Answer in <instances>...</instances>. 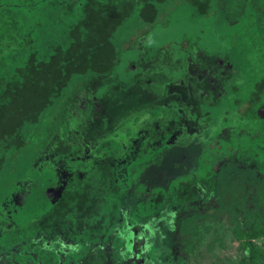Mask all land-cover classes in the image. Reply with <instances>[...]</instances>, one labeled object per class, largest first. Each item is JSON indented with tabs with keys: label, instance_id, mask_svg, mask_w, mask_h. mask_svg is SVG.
Returning <instances> with one entry per match:
<instances>
[{
	"label": "flooded vegetation",
	"instance_id": "af4514ba",
	"mask_svg": "<svg viewBox=\"0 0 264 264\" xmlns=\"http://www.w3.org/2000/svg\"><path fill=\"white\" fill-rule=\"evenodd\" d=\"M222 1L228 4V0H214ZM92 2L0 0V89L15 74H6L12 63L17 64L30 49L54 41L53 45L59 44L81 24ZM223 5L215 13L235 14L231 24L241 22L239 26L248 32L243 41L225 35L221 47L208 51L198 46L195 51L188 39L178 54L169 51L180 63L164 67L168 97L149 106L141 117L116 114V128L97 144L93 158L83 149L76 159L71 155L79 132L72 124L78 122L83 129L85 123L95 128L105 122L91 114L95 100L106 101V86L88 82L82 88L85 94L74 95L77 102L86 98L88 118L68 125L59 118L37 138L29 154H33L29 168L33 172H24L10 193L13 202L21 199L23 211L18 219L24 222L13 232L6 221V254L23 257L15 263L262 264L264 239L260 244L255 240L264 238V202L261 196L263 209L259 210L254 201L257 192L264 197V73L259 76L264 45L251 41L248 18L226 11ZM249 49L261 58L252 66ZM149 50L145 44L137 47L131 61H138L134 54ZM123 56L119 54L118 62ZM86 77L77 79L67 92L64 89V103L76 83ZM124 107L120 100L118 109L124 111ZM129 122L136 124L138 135L126 157L117 161L118 142L116 148L110 142L116 141L120 131L128 134ZM21 128L15 135L0 133L3 157L22 144ZM62 134L66 141L60 139ZM61 171L68 176L64 178ZM34 177L46 178L42 181L47 197L54 199L55 189L59 194L44 213V223L35 219L37 224L27 225L26 195L36 183ZM214 219L228 221L229 227L236 225L220 228ZM48 239L51 242H45ZM44 245L53 250L52 257L44 259ZM11 263L9 257L0 256V264Z\"/></svg>",
	"mask_w": 264,
	"mask_h": 264
},
{
	"label": "trees",
	"instance_id": "16d2710c",
	"mask_svg": "<svg viewBox=\"0 0 264 264\" xmlns=\"http://www.w3.org/2000/svg\"><path fill=\"white\" fill-rule=\"evenodd\" d=\"M92 1L93 2L88 9H86L87 15L81 20V24L75 26L68 35L63 37V40L59 44L53 45L55 43L54 41L53 43L45 44V46L40 49H30L25 55H23L22 59L17 64L12 63V66L6 70V74L9 72L15 74H12L9 77L7 86L0 89V133L3 134V132L6 131L10 135H15L25 124L36 122L41 112L52 103L53 98L60 94L63 95V98L65 97L66 93L64 92V87L67 86L70 81L71 83H74L77 79L87 76L84 79L90 78V83L95 80L98 85L102 79L105 81L108 80V75H110L111 71L120 63L118 62V56L120 54L121 46L113 39L114 32L118 26L130 15L132 10L137 9L139 18L146 23L145 25L148 28L146 32L148 34L150 30L158 24L157 18L159 9L165 0ZM182 1L184 4L193 8L192 10H197V14H201L202 17H209L212 12L217 14L215 11L221 8L225 3V1H222L221 3L217 2L216 6L213 7L212 1L214 0ZM226 2H228V4L225 3L223 5V8L226 11H228L227 9L232 11L234 8L239 7L236 12L241 13V18H248L249 24L253 20L250 18L252 17L253 12H255L254 9L263 6V8L260 9L262 11L261 16L264 20V0H228ZM227 6L229 8H227ZM232 12L234 13L235 10ZM164 24L168 25L167 22ZM263 41L264 39L262 42ZM155 77H157L158 80H160V78L163 80L162 75L159 73L155 74ZM84 79H81L78 82ZM170 85L172 84L170 83ZM119 88V85L109 87L106 93V101H103V103L99 100H95L96 107L91 116L99 120L100 111L103 109L106 111L107 107L110 110L111 116H113L108 118L107 129H111V131H108L109 134L107 133L105 136H99L96 138V136L94 137V134L90 133V131L84 130V132H82L83 129L77 126L79 124L78 122L72 124L74 120H83L82 109L85 107L84 101L86 98H84L83 101L79 100V103L77 102L78 97H76L70 102V107L65 109L64 105L62 106L61 118L65 120L64 125L71 123L74 125L73 129L79 131L72 141L75 154L71 152V155L73 154L75 159L81 155L80 153L82 149L86 155L93 158L97 144L100 141L109 138L113 130L116 128L117 124H114V121L119 119L116 116L119 102L115 93ZM157 88L162 89V86ZM153 92L157 93L155 87H153ZM80 93L85 94L83 90L79 91L77 94ZM163 93V95L159 94L156 96L155 94L152 96V94L150 97L148 93H142L137 96L136 93H133L131 97H127L122 101L124 106H126L124 107L125 110L117 114L121 115L124 113L136 117L139 116L136 113L143 114L144 112L145 115V111L149 106L154 103H160L163 98L168 97L166 96L165 90ZM132 102H134L133 106ZM63 135L64 134L60 136V139L65 140ZM1 139L2 135L0 136V140ZM1 146H3V143L0 141V148ZM1 151L2 150L0 149V152ZM54 153L55 152H52L51 155H54ZM59 157L61 158V156ZM64 160L66 161L67 157L64 156ZM3 161H5V159L3 155L0 154V166ZM61 172V174L64 175L67 171ZM67 176L68 175H64V178ZM23 177L24 176H22V178ZM42 180H46V178L34 177L36 183H31L32 188L28 190L29 192L26 195L25 209L28 207V210L24 215L27 216V225L37 224L35 223L36 221H34L35 219L40 220V222H38L41 224L44 223V213L50 208L53 200L57 198V192L59 194V190L55 189L56 197L54 199L52 197H47L44 189L46 187L43 185L46 184V182H43ZM47 182L49 183V180H47ZM49 184L52 185L53 182H50ZM55 188H57V186ZM261 196L264 202V197L261 192L256 193L254 201L258 202L259 210L263 209L261 206V204H263ZM13 199L14 197L10 193L0 191V256L2 258L9 257L12 261L11 264H18L15 263V260L17 262H19V260L22 261L23 257L16 255L14 252L7 255L6 245L3 243L5 238L4 235L9 231V222H6L7 220L11 222L10 227L12 225L13 232L18 231L22 223H24L18 219V216H21L23 211L22 204L20 205L21 199L18 198L17 202H13ZM252 200H254V198H252ZM254 233L256 232L253 230L252 232L250 231V235H254ZM45 242L49 243L51 242V239H48ZM42 247L46 252L44 254V259H47L49 256L52 257L53 250L47 245ZM262 264H264V261Z\"/></svg>",
	"mask_w": 264,
	"mask_h": 264
},
{
	"label": "rangeland",
	"instance_id": "374dc122",
	"mask_svg": "<svg viewBox=\"0 0 264 264\" xmlns=\"http://www.w3.org/2000/svg\"><path fill=\"white\" fill-rule=\"evenodd\" d=\"M212 6H216L214 1H212ZM260 8H263V6ZM260 8L254 9L255 12L250 18L253 19L250 23V39L255 45H264V41L262 42L264 39V20ZM192 9L184 4L182 0H165L159 9L158 24L148 34L146 23L139 18L138 10H132L130 15L118 26L113 36L114 41L121 46L120 55H124L122 61L125 62V59L131 58L133 51L143 44L150 49L164 47L172 55L178 54L179 47L185 45L188 39V45L195 51L198 46L208 51L221 47L225 35H227L228 26L233 21L235 14L220 12L211 14L209 17H202L201 14H197V10ZM238 9L239 7L234 8V13H237ZM239 14L241 15V13ZM165 22L168 25H165ZM71 85L70 81L64 87L66 92ZM64 104L63 95L56 96L52 99V103L41 112L36 122L22 126V144L19 148L7 152L4 155L5 161L0 166V191L14 193V184L20 182L24 172H33L29 171L32 166L30 163L33 161V154L30 156L29 154L32 153L31 150L35 147L37 138L43 136L45 132L54 126L55 121L61 118V109ZM128 125V134L120 131L116 141L110 142L112 148H116V142H118L117 161H121L126 157L130 151L133 138L138 135L136 124L129 122ZM26 164L30 165L26 167ZM214 222L220 228L225 229L236 225L233 222L229 227L226 224L228 221L225 222L222 219H214ZM263 239L262 237L256 238L255 243L260 244ZM235 255L237 254L235 253ZM226 258L227 256L224 257L225 260Z\"/></svg>",
	"mask_w": 264,
	"mask_h": 264
},
{
	"label": "water",
	"instance_id": "95a60500",
	"mask_svg": "<svg viewBox=\"0 0 264 264\" xmlns=\"http://www.w3.org/2000/svg\"><path fill=\"white\" fill-rule=\"evenodd\" d=\"M241 22H234L233 24H230L227 31V39L229 35L231 37L234 36V39L236 41H243L246 34H248L247 30L244 29ZM242 27V28H241ZM234 48L236 49V46L234 45ZM146 49V47L144 48ZM134 56L138 57V61L132 62L131 58L125 59L126 61H121L115 69H113L108 75V80H101L98 85L99 88L106 86L107 91L109 87L119 85V90L116 91L115 95L118 100V102L121 100H125L127 97H131L133 93H148L151 92L150 95L155 96L156 95H163L164 90L167 92V88L169 87V82L165 79L158 80L157 77H155V74L159 73L162 75V77L165 74L164 67L174 68L177 64L180 63V60H173L170 56V53L166 48L162 47L159 49H150L148 52H140L138 54H134ZM139 57H142V60H139ZM236 57V56H235ZM259 52H255L252 49L248 50V63L250 66L254 65V61L260 60ZM234 63L238 66L239 62L236 60V58H233ZM261 70L259 73V76H261L264 73V65L262 64L261 60ZM174 66V67H172ZM145 67H149V69H146ZM259 70V69H258ZM252 72V71H251ZM133 73V74H132ZM160 81L159 83H157ZM175 82H178L179 79L174 80ZM90 82L89 78L84 79L80 82H78L75 87L72 89L71 93L69 94L68 98L66 99V102L64 104V108L66 109L70 102L72 101L74 95L77 94L78 91L82 90L85 84ZM162 89H158L157 87H161ZM91 84H97L95 80L91 82ZM173 86L174 84L171 83ZM91 86V85H90ZM153 87L157 89V93L153 92ZM86 88V87H84ZM162 90V91H161ZM107 91L105 93H107ZM146 91V92H145ZM122 97L121 99L119 97ZM109 97V95H108ZM83 110V117L88 118L90 115L87 114V105L82 109ZM123 109H117L116 114L121 112ZM138 110V109H136ZM140 117L142 114L136 113ZM263 115H264V106H263ZM110 110L107 107L106 111L105 109L101 110L100 112V118L99 120L105 121L104 123H100L99 125L94 126L95 128H89L90 125H87L86 123L83 124L84 130L86 129H92L96 130L94 134V137L96 136H105L108 131L110 132L111 129H107L108 125V118H111ZM95 118V117H94ZM97 119V118H96ZM144 119V118H143ZM92 126V125H91ZM109 134V133H108Z\"/></svg>",
	"mask_w": 264,
	"mask_h": 264
}]
</instances>
